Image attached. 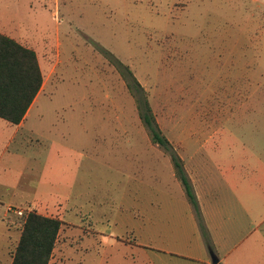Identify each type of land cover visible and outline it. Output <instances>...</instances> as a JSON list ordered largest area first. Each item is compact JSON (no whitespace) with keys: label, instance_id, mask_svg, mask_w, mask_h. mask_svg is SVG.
Returning <instances> with one entry per match:
<instances>
[{"label":"rangeland","instance_id":"rangeland-1","mask_svg":"<svg viewBox=\"0 0 264 264\" xmlns=\"http://www.w3.org/2000/svg\"><path fill=\"white\" fill-rule=\"evenodd\" d=\"M8 23L42 73L36 103L6 151L2 141L14 127L0 119V198L24 206L23 215L9 213L11 238L26 212L44 211L61 219L48 264H180L167 252L195 255L199 207L150 141L107 56L132 71L186 165L198 148L218 149L211 157L221 165L226 149L241 147V131L250 147L262 140L249 118L264 114L253 93L264 74V0H0V28ZM240 193V202L223 203L236 225L264 228V186ZM44 201L58 203L32 204ZM14 248L0 251V264Z\"/></svg>","mask_w":264,"mask_h":264},{"label":"crops","instance_id":"crops-1","mask_svg":"<svg viewBox=\"0 0 264 264\" xmlns=\"http://www.w3.org/2000/svg\"><path fill=\"white\" fill-rule=\"evenodd\" d=\"M15 30L16 27L12 23L2 24L0 33L6 34L18 41ZM258 74V79H256L253 88L254 106L256 109H259L260 106H264V74L261 72ZM39 91L30 104L23 119L18 124H11L0 118L14 127L6 136V139L4 138L2 141V145L4 144L2 148L5 151L12 145V142L14 141L19 130L25 125L26 118L29 116L34 104L36 103ZM258 91H260V93H258ZM243 96L244 93L242 98ZM249 119H252L251 122L253 123V135L258 137L259 140L262 139L260 141L259 147L255 148L246 145L247 135L245 132L241 131V137L238 138V143L241 145V147L237 149L229 148L230 150L226 149V154H224L223 159L224 161L221 165L215 164L214 159L211 157L213 151H219L218 149H196L189 155L187 162L188 165L185 163L186 160L183 157L181 148L179 149L178 154L183 160L185 171L195 193L202 222V227H198V223L196 222L194 224L196 225L194 230L196 233H198V238H196L198 241L196 242L195 255L183 252L171 253L164 251V253L167 252L168 254L177 257V259L180 261V264H212L210 256L208 257L207 255V240L210 243L212 241V245L214 246V255L218 258V262L216 264H264V228L261 226H253L249 228H241L240 226H237L235 223L236 218L234 213L228 210L227 206L224 207L223 204L226 203L229 206L233 201L240 202V188L245 186H264V114L255 115ZM246 122L248 121L242 120V123ZM30 133L34 137V133ZM33 137L30 140L28 139L29 143L33 140ZM35 140L39 141L38 136L35 138ZM38 143L41 144V142ZM33 144V142L30 143L31 147H33ZM13 151L16 152L15 150ZM34 153L35 155L37 154L35 150H33V154ZM245 170H248L252 173L248 174L247 177ZM5 171L6 170L4 169V172ZM256 172H263V176L257 174ZM249 177L251 180L250 182L246 183V180H248ZM2 185L4 184L0 179V186ZM226 194L230 195L226 196ZM2 200L3 199L0 198V223L5 224V238L0 240V251L7 252L15 247L20 236V230H18L17 239L11 238L14 227L12 222H10L11 218L9 213L12 211H8L7 208L9 206L13 208L24 206L22 204L11 203L13 199L10 197L7 199V201ZM32 201H36V199L25 201V203L31 204ZM48 203L54 204L58 202L44 201L42 203L33 202L32 204L36 205V207L37 205H40L45 208ZM38 213L48 216L44 211H38ZM205 229L208 232L210 240L208 238L206 240L204 239L205 237H201V232L203 230L205 231ZM191 242V239L187 238L184 244L192 245ZM10 245H13V247H10ZM133 245L130 243L131 248ZM137 246L142 248V252L144 251V253H148L149 251L153 250L147 245ZM132 252L133 251L130 250L131 259L133 258ZM8 257L9 258L6 264H10L11 262L12 257ZM147 261L148 264H151L150 258H148Z\"/></svg>","mask_w":264,"mask_h":264},{"label":"trees","instance_id":"trees-1","mask_svg":"<svg viewBox=\"0 0 264 264\" xmlns=\"http://www.w3.org/2000/svg\"><path fill=\"white\" fill-rule=\"evenodd\" d=\"M108 55V60L125 79L126 87L134 98L138 117L147 130L150 141L168 154L176 180L187 200L197 210L196 196L183 160L158 126L145 91L128 66L112 54ZM41 85L42 73L35 51L0 33V118L11 124H18ZM60 226L61 221L57 217L45 216L36 211L26 212L10 264H48ZM207 244L210 245L208 240Z\"/></svg>","mask_w":264,"mask_h":264},{"label":"built area","instance_id":"built-area-1","mask_svg":"<svg viewBox=\"0 0 264 264\" xmlns=\"http://www.w3.org/2000/svg\"><path fill=\"white\" fill-rule=\"evenodd\" d=\"M8 211H13L16 215H23V210L21 208H13L11 206H9Z\"/></svg>","mask_w":264,"mask_h":264},{"label":"water","instance_id":"water-1","mask_svg":"<svg viewBox=\"0 0 264 264\" xmlns=\"http://www.w3.org/2000/svg\"><path fill=\"white\" fill-rule=\"evenodd\" d=\"M211 261L212 264H216L218 262V258L213 253H211Z\"/></svg>","mask_w":264,"mask_h":264}]
</instances>
